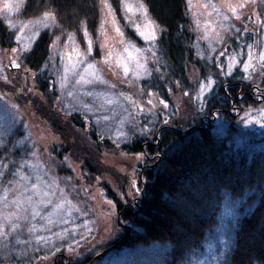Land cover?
I'll list each match as a JSON object with an SVG mask.
<instances>
[{"label": "rangeland", "instance_id": "1", "mask_svg": "<svg viewBox=\"0 0 264 264\" xmlns=\"http://www.w3.org/2000/svg\"><path fill=\"white\" fill-rule=\"evenodd\" d=\"M22 1L0 0V16L6 20L15 44L13 48L0 46V74L6 70L12 72L11 75L21 79L23 93L34 92L32 73L26 72L19 54L41 28L47 29L51 33L47 66L55 76L62 111L77 112L86 126L91 124L96 134L113 142V149L101 152L103 170L92 178L82 171L79 162L62 151L60 136L27 102L15 113L17 126L25 135L17 148L26 169L18 177L7 180L0 173V243L13 234L12 256H6L12 261L3 260L0 264H27L22 257L34 253L45 264H59L64 258L56 260L54 254L62 246L69 263L79 264L105 250L124 229L125 222L120 221L116 202L103 186L123 204L138 193L144 153H129L121 144L134 135L146 134L150 126L146 119L139 125V117L149 118L164 109L157 96L140 86L155 64L153 42L157 26L144 6L141 8L140 0H122L118 11L106 0H100V17L94 34L81 27L78 39L60 31L50 15L22 20L18 15L21 6L13 11L3 7L6 2L22 5ZM253 1L186 0L197 64L189 69L190 88L176 87L171 94L173 108L170 109L175 110L178 123L189 122L197 114L215 82V75L222 72L244 77L254 70L264 72L260 58L264 53V29L260 37L254 35L246 43L230 42L235 34L249 30ZM153 33L154 39L146 38ZM27 82L29 89L25 88ZM44 107L49 108L47 103ZM250 107L240 115V129L259 124L264 116V98ZM65 129L76 149L84 141V131ZM86 145L90 142L86 141ZM52 146L61 153L58 157L61 163L50 157ZM238 205L231 198H224L218 224L209 230L202 247L188 254L182 264H225L233 246L232 223ZM167 261V245L154 243L123 250L119 256L107 254L92 264H167Z\"/></svg>", "mask_w": 264, "mask_h": 264}, {"label": "trees", "instance_id": "2", "mask_svg": "<svg viewBox=\"0 0 264 264\" xmlns=\"http://www.w3.org/2000/svg\"><path fill=\"white\" fill-rule=\"evenodd\" d=\"M99 1L23 0L18 15L22 20H35L47 13L60 31L80 39L81 27L94 34L100 17ZM106 2L118 11L122 0ZM140 2L157 26L153 42L155 64L140 86L157 96L164 109L149 118L139 117L138 124L146 119L150 128L146 134L134 135L121 144L125 151L145 156L138 193L133 200L123 204L103 186L116 202L120 221L125 222L123 232L105 250L79 264H92L107 254L119 256L123 250L154 243L167 245V264H182L188 254L202 247L209 230L218 224L220 205L226 196L239 205L232 223L233 246L225 264H264V116L258 125L239 128L242 111L249 106L253 108L264 98V72L254 70L250 78L235 73L215 75V82L197 114L189 122L178 123L175 110H171V94L176 87L190 88L189 69L197 64L186 0ZM250 9L249 30L239 32L241 36L235 34L230 40L233 45L251 41L254 35L261 36L264 0H254ZM35 36L19 54L26 72L32 73L35 91L23 93L21 79L8 70L0 74V173L7 180L18 177L26 169L17 148L25 135L17 126L15 113L27 102L60 136L62 151L94 178L103 170L101 152L113 149V142L96 134L91 124L86 126L77 112L62 111L55 76L47 66L51 33L41 28ZM0 46L15 47L13 34L1 16ZM261 68L263 71L264 60ZM200 72L202 75L201 69ZM26 85L29 89V82ZM42 97L46 99L44 102L38 99ZM46 103L48 110L44 107ZM65 127L67 131H84V141L76 149L70 144ZM49 155L61 163L58 159L61 153L53 146ZM12 237V233L8 234L6 241L0 243L1 262L12 261L6 258L12 256ZM59 250L54 258H64L59 264H70L69 256L63 252L65 247ZM22 259L27 264H45L38 253ZM36 259L42 260L39 263Z\"/></svg>", "mask_w": 264, "mask_h": 264}, {"label": "snow or ice", "instance_id": "3", "mask_svg": "<svg viewBox=\"0 0 264 264\" xmlns=\"http://www.w3.org/2000/svg\"><path fill=\"white\" fill-rule=\"evenodd\" d=\"M21 5H20V3L18 2V3H16V4H11V3H5L4 5H3V7H4V9H6V10H8V11H13V10H15V9H18L19 7H20ZM143 7V5H141V8ZM229 7H231V6H229ZM129 10L131 11V7H129ZM231 10L233 11V12H235V8H231ZM49 14H45V16H48ZM141 35H144V33H141ZM146 38H152V39H154V33L152 34V36L151 37H146ZM78 54V53H77ZM262 60H264V53H261V57H260ZM231 66V65H230ZM91 67V66H90ZM245 67L247 68L248 67V65L246 64L245 65ZM125 70H127V69H125Z\"/></svg>", "mask_w": 264, "mask_h": 264}]
</instances>
